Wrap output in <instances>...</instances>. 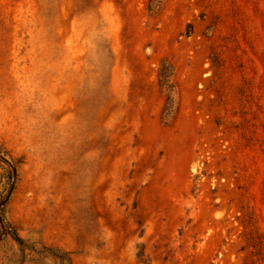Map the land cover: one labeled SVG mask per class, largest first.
<instances>
[{"label": "rangeland", "instance_id": "obj_1", "mask_svg": "<svg viewBox=\"0 0 264 264\" xmlns=\"http://www.w3.org/2000/svg\"><path fill=\"white\" fill-rule=\"evenodd\" d=\"M61 259L264 264V0H0V264Z\"/></svg>", "mask_w": 264, "mask_h": 264}, {"label": "trees", "instance_id": "obj_2", "mask_svg": "<svg viewBox=\"0 0 264 264\" xmlns=\"http://www.w3.org/2000/svg\"><path fill=\"white\" fill-rule=\"evenodd\" d=\"M163 69H164V67H163ZM160 76L162 78L163 85L166 86L167 88H169L170 87L169 78L171 75L167 72V70H165V71L161 70ZM61 262H62V264H64V262H66V260L61 259Z\"/></svg>", "mask_w": 264, "mask_h": 264}]
</instances>
